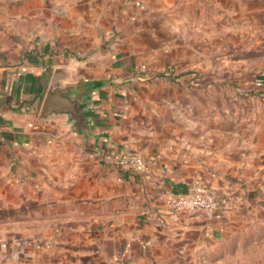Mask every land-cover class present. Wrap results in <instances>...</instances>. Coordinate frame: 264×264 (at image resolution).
Returning <instances> with one entry per match:
<instances>
[{"label": "crops", "instance_id": "0c3cea01", "mask_svg": "<svg viewBox=\"0 0 264 264\" xmlns=\"http://www.w3.org/2000/svg\"><path fill=\"white\" fill-rule=\"evenodd\" d=\"M228 4L0 0V264H241L264 242V100L193 80L191 23ZM57 69L84 129L40 117ZM200 185L211 216L169 207Z\"/></svg>", "mask_w": 264, "mask_h": 264}, {"label": "rangeland", "instance_id": "374dc122", "mask_svg": "<svg viewBox=\"0 0 264 264\" xmlns=\"http://www.w3.org/2000/svg\"><path fill=\"white\" fill-rule=\"evenodd\" d=\"M218 8L207 7L206 14L191 23L189 39L196 43L201 58L194 86H227L226 92L218 88L213 95L226 94L230 106L236 96L242 102L253 98L263 101L264 89L253 88V84L256 79H264V0H229L226 7ZM259 245L242 253L239 262L264 264V242Z\"/></svg>", "mask_w": 264, "mask_h": 264}, {"label": "water", "instance_id": "95a60500", "mask_svg": "<svg viewBox=\"0 0 264 264\" xmlns=\"http://www.w3.org/2000/svg\"><path fill=\"white\" fill-rule=\"evenodd\" d=\"M66 72L57 69L42 104L40 117L44 120L54 115H66L72 128L84 129L88 118L85 101L78 83H66Z\"/></svg>", "mask_w": 264, "mask_h": 264}, {"label": "built area", "instance_id": "2783aa9c", "mask_svg": "<svg viewBox=\"0 0 264 264\" xmlns=\"http://www.w3.org/2000/svg\"><path fill=\"white\" fill-rule=\"evenodd\" d=\"M115 164L127 170L143 171L147 169L143 156L137 153L123 154L115 160ZM166 200L173 210L203 213L208 216H211L218 206L216 197L205 185H200L188 193L169 192L166 195Z\"/></svg>", "mask_w": 264, "mask_h": 264}]
</instances>
